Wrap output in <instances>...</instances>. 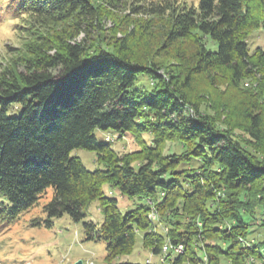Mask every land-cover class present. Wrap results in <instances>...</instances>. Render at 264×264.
I'll return each instance as SVG.
<instances>
[{
    "label": "trees",
    "instance_id": "16d2710c",
    "mask_svg": "<svg viewBox=\"0 0 264 264\" xmlns=\"http://www.w3.org/2000/svg\"><path fill=\"white\" fill-rule=\"evenodd\" d=\"M10 7L27 39L0 70V220L49 190L32 225L51 228L64 214L81 221L84 239L106 243L107 264H264V47L251 43L254 30L264 33V0ZM127 7L139 16L121 15ZM160 47L171 65L155 60ZM205 73L244 89L237 102L207 106L223 119L193 94ZM98 130L139 146L118 153ZM78 148L95 152L94 169L72 154ZM106 186L142 201L121 211ZM95 200L99 222L88 218ZM138 233L159 262H114Z\"/></svg>",
    "mask_w": 264,
    "mask_h": 264
},
{
    "label": "rangeland",
    "instance_id": "374dc122",
    "mask_svg": "<svg viewBox=\"0 0 264 264\" xmlns=\"http://www.w3.org/2000/svg\"><path fill=\"white\" fill-rule=\"evenodd\" d=\"M131 0H129L130 2ZM154 3L160 0H153ZM189 1V0H188ZM11 0H0V70L6 63H9L17 50H20L27 39L26 33L22 28V18L10 7ZM121 15H133L127 7L120 12ZM132 14V15H131ZM139 15H133L136 18ZM161 23V22H160ZM160 23L155 21L154 31H158ZM106 27H112L113 22L109 19L105 22ZM156 42L154 41L153 44ZM252 46L260 45L264 47V33L262 31H253L251 37ZM156 43L155 45H157ZM155 60L163 63V66L172 64L171 51L160 47L154 51ZM213 73L199 75L194 83L195 97L203 100L201 108L212 114H216L220 119L225 117L222 109L214 111L207 108L214 103H221L226 100L239 101L244 98V89L230 87L224 84L221 79L214 77ZM218 79V80H217ZM221 83V84H217ZM246 88V84L243 83ZM226 111V109H225ZM237 134L242 135L239 131ZM98 137H105L112 141V147L118 153L130 152L138 148L136 139L131 134L118 136L113 130H98ZM146 142H149L150 136L143 135ZM244 138H247L246 135ZM167 150H178L174 143H167ZM81 157L83 163L88 169H94L97 166L95 152L83 148L74 149L72 154ZM107 194L117 198V205L121 211L134 206L136 201H142L138 198H129L106 186ZM111 192V193H110ZM50 191L39 199L35 206L28 211L21 213L15 220H0V264H75L81 260V264H87L91 261L93 264H107L105 255L107 253L106 243L103 240L84 239L83 226L81 221L77 222L71 219L67 214L54 219L51 228L45 226L32 225L34 217L43 216L41 211L42 204L49 197ZM88 218L96 222L101 221L102 216L99 211L97 200L93 201L88 209ZM147 260L158 263L159 257L154 256L149 250L141 245V233L136 236V243L130 254L120 255L114 259V262L132 261L145 263ZM224 264H229L225 262Z\"/></svg>",
    "mask_w": 264,
    "mask_h": 264
},
{
    "label": "built area",
    "instance_id": "2783aa9c",
    "mask_svg": "<svg viewBox=\"0 0 264 264\" xmlns=\"http://www.w3.org/2000/svg\"><path fill=\"white\" fill-rule=\"evenodd\" d=\"M152 217H155L154 215ZM181 250V246H179L178 248H176V251H180ZM149 261V260H147ZM88 264H92V262H88ZM248 264H250V262H248Z\"/></svg>",
    "mask_w": 264,
    "mask_h": 264
},
{
    "label": "water",
    "instance_id": "95a60500",
    "mask_svg": "<svg viewBox=\"0 0 264 264\" xmlns=\"http://www.w3.org/2000/svg\"><path fill=\"white\" fill-rule=\"evenodd\" d=\"M82 262H81V260H79V261H77L75 264H81Z\"/></svg>",
    "mask_w": 264,
    "mask_h": 264
}]
</instances>
